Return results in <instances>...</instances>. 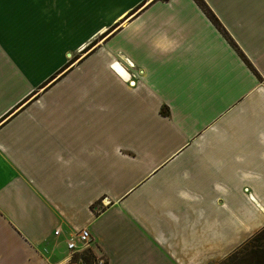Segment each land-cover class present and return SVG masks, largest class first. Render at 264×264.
<instances>
[{"label": "crops", "instance_id": "1", "mask_svg": "<svg viewBox=\"0 0 264 264\" xmlns=\"http://www.w3.org/2000/svg\"><path fill=\"white\" fill-rule=\"evenodd\" d=\"M204 1L235 46L195 0H0V264L84 227L107 264H212L264 228V0Z\"/></svg>", "mask_w": 264, "mask_h": 264}, {"label": "trees", "instance_id": "2", "mask_svg": "<svg viewBox=\"0 0 264 264\" xmlns=\"http://www.w3.org/2000/svg\"><path fill=\"white\" fill-rule=\"evenodd\" d=\"M197 4L204 10V12L207 14L209 19L214 23V25L222 32H224V35L227 40L230 41L232 45L235 46V43L233 42V39L231 36L227 33V31L224 29L222 26L221 22L217 18V16L214 14V12L209 8V6L205 3L204 0H195ZM126 18V17H125ZM52 80V79H51ZM50 80V81H51ZM161 112L163 114H168L169 109L167 108H162ZM261 240L264 239V228L256 233L254 236L251 237L250 241L254 240ZM250 241L245 242L239 249H237L234 253L230 254L227 259H225L222 264H233V263H239V262H244L246 256L252 254V249H249ZM94 248V247H93ZM95 250V249H94ZM249 250V251H248ZM96 252V251H95ZM258 251H254V253H257ZM241 256V257H240ZM258 258V257H257ZM261 258V257H260ZM259 258V259H260ZM74 261L71 264H75L78 261H82L83 264H95L96 257L94 255V252L92 249H87L82 251L81 253L75 254L74 255ZM262 259V258H261ZM258 264H264V263H258Z\"/></svg>", "mask_w": 264, "mask_h": 264}, {"label": "rangeland", "instance_id": "3", "mask_svg": "<svg viewBox=\"0 0 264 264\" xmlns=\"http://www.w3.org/2000/svg\"><path fill=\"white\" fill-rule=\"evenodd\" d=\"M250 240H251V238L248 241H250ZM45 245L47 247L48 254H50V253L53 254L51 256L52 257L51 259L53 261H55V260H60L61 261L62 260V261L65 262V264H71L75 260L74 256H70V254L65 251L64 245L61 244L60 246H57L56 242L52 241V239L49 240V242H47ZM239 248H237V249H239ZM249 249H252V251L254 250V251H258V252L254 253V251H253L252 254L246 256L244 262L242 261V262L233 263V264H258V263H264V239H261V240L257 239V240H254V241H250ZM95 251H96L97 255H100L102 253V251H100L98 248H95ZM227 257L225 259H227ZM104 258H105V255H104ZM225 259H223V260H221L219 262L212 263V264H222L221 262H223ZM75 264H83V263H82V261H78Z\"/></svg>", "mask_w": 264, "mask_h": 264}, {"label": "built area", "instance_id": "4", "mask_svg": "<svg viewBox=\"0 0 264 264\" xmlns=\"http://www.w3.org/2000/svg\"><path fill=\"white\" fill-rule=\"evenodd\" d=\"M54 235L60 241L59 244L63 242L65 251L68 252L70 256H74L75 254L81 253L87 249H92L96 257L95 264H107L104 254H96L92 243L93 237L88 228L84 227L74 232H69L66 236H63L60 228H56L54 230Z\"/></svg>", "mask_w": 264, "mask_h": 264}, {"label": "bare ground", "instance_id": "5", "mask_svg": "<svg viewBox=\"0 0 264 264\" xmlns=\"http://www.w3.org/2000/svg\"><path fill=\"white\" fill-rule=\"evenodd\" d=\"M116 67L118 68V70H119V71H121V68H120V66H118V65H117Z\"/></svg>", "mask_w": 264, "mask_h": 264}]
</instances>
